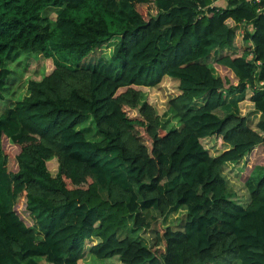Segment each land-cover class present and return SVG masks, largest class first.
<instances>
[{"label": "trees", "instance_id": "obj_1", "mask_svg": "<svg viewBox=\"0 0 264 264\" xmlns=\"http://www.w3.org/2000/svg\"><path fill=\"white\" fill-rule=\"evenodd\" d=\"M218 1L0 0V101L8 64L52 62L0 114V264H264V174L252 178L264 170V0ZM95 50L114 77L88 68ZM166 78L178 85L170 129L142 91ZM89 120L98 141L78 130ZM4 139L19 147L14 173Z\"/></svg>", "mask_w": 264, "mask_h": 264}, {"label": "rangeland", "instance_id": "obj_2", "mask_svg": "<svg viewBox=\"0 0 264 264\" xmlns=\"http://www.w3.org/2000/svg\"><path fill=\"white\" fill-rule=\"evenodd\" d=\"M219 2V1H218ZM137 12L147 20L150 16L155 15L156 11L152 4L146 5H136ZM52 17L54 15L52 14ZM241 35V32H240ZM241 42L238 41L237 45L240 46ZM100 52L99 50H95L90 53L86 59V65H91L88 68L96 69L103 74H106L110 77H114L115 74L118 72V64L116 62L106 63L102 62L99 59ZM210 64L213 63V59H209L208 61ZM7 68L10 70V76L6 82V89L4 94V100L0 101V114L9 108L12 104L16 103L17 101L22 100L27 95V84L29 81H40L45 75L49 74L52 70V62L50 60H45L40 54H30V55H22L16 62L7 65ZM218 73L223 77H226L227 74L225 71L218 69ZM166 82L159 87H156L154 90H142L144 93L145 98H147V94L150 95L151 104L157 109L159 115L162 116V126L165 129H170L176 126V119L171 116V114L164 113L166 111V99L167 94H175L177 92V81L171 80L170 78H166ZM123 91V90H122ZM129 115L133 116L136 113L129 112ZM82 129L85 131V134L89 140L98 141L100 136L95 128V125L91 120H89L86 124L78 127V130ZM145 141V138H143ZM210 150L214 153L219 151L221 145L213 139L212 142L207 143ZM3 150L8 155L10 159H8V171L14 173L16 172V164H15V157L19 153V147L10 145L3 140ZM48 170L54 176L57 173V160L50 159L47 163ZM243 171L242 167L239 169ZM239 172L234 168H227V172H225L227 179L229 190L235 194V199L239 203L245 205L249 198V193L246 186L239 180ZM264 174V170L261 168H256L253 172L252 178L258 179ZM70 186H72L69 183ZM24 221L30 224V220L27 216V213L24 209L18 210ZM183 213L179 212L174 214L169 218L165 223L170 222L168 225H173L178 222L181 215ZM158 214L154 211H150V215H148L149 219L151 217L157 216ZM152 223V221H151ZM140 236L144 238L146 242V235L144 232L140 233ZM162 248L157 250V255L161 254ZM40 264H46L42 261ZM79 264H121L117 257H113L111 259H98L95 256L88 254L85 258H83Z\"/></svg>", "mask_w": 264, "mask_h": 264}, {"label": "crops", "instance_id": "obj_3", "mask_svg": "<svg viewBox=\"0 0 264 264\" xmlns=\"http://www.w3.org/2000/svg\"><path fill=\"white\" fill-rule=\"evenodd\" d=\"M218 5H224L225 4V0H220L219 2H217ZM122 264V263H121Z\"/></svg>", "mask_w": 264, "mask_h": 264}]
</instances>
